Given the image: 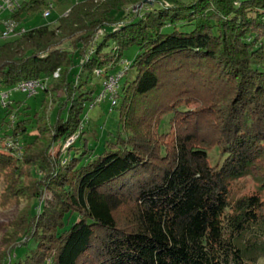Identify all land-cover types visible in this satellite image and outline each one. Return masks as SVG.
I'll return each mask as SVG.
<instances>
[{"label": "trees", "instance_id": "16d2710c", "mask_svg": "<svg viewBox=\"0 0 264 264\" xmlns=\"http://www.w3.org/2000/svg\"><path fill=\"white\" fill-rule=\"evenodd\" d=\"M48 2L24 1L12 18L21 24ZM131 47L138 52L124 73L134 69L136 76L118 92L121 126L114 140L91 158L87 149L77 156L73 145L62 152L93 99L88 84L107 77ZM205 66L228 90L180 127L182 106L160 103L158 95L170 78L191 92ZM48 77L54 82L44 94L61 88L63 98L53 121L42 111L47 96L31 116L11 103L4 107L11 133L0 137V172L12 168L17 178L27 169L36 204L28 206L0 264H256L264 258V199L231 195L243 177L264 191V0L77 2L55 24L0 43V89ZM32 124L35 136L12 153L2 150L8 138L28 139Z\"/></svg>", "mask_w": 264, "mask_h": 264}, {"label": "rangeland", "instance_id": "374dc122", "mask_svg": "<svg viewBox=\"0 0 264 264\" xmlns=\"http://www.w3.org/2000/svg\"><path fill=\"white\" fill-rule=\"evenodd\" d=\"M81 1L84 0H49L48 4L52 5L50 16L48 18H43L42 13L47 10L48 6L43 7L42 10L37 13L24 16L23 26H51L55 24L61 16L65 15L73 4ZM1 16L2 14L0 17ZM108 30H111V28ZM1 42L2 41H0V43ZM137 52V47H131L125 50L122 60L109 71L107 77L101 76L99 78H94L88 84V88L92 91L93 99L86 103L81 116V128L79 127V130L73 134L74 136L77 135V138L79 137L78 139L75 137V142L72 144V152H77V156L83 153L85 149L88 150L85 154L86 158L89 156L91 158L92 155H100L105 150L106 142L114 140L117 131L120 129L121 123L118 110L119 104L112 105L111 99L116 96L117 100L118 92L120 95L122 94L123 84L131 81L136 76L134 69H130L126 74L124 71L126 72V70H128L129 63L132 62ZM199 68L200 67L197 69ZM99 73L100 72H97V74ZM195 76L196 81H194L191 86V88H194L191 92H185L186 89L173 86L170 78V80L165 82L167 85L164 91L158 95L160 103L171 100V102L182 106L183 112L177 115L178 118L176 119L180 127H183V121H186L187 117L189 118L192 116L191 118L194 120L193 114L195 115L197 111L204 110L210 105L213 98L219 95L222 97L223 93H226L228 90V84L226 82L222 83L218 72L211 67L208 70L205 66L201 74L197 70ZM54 77H58V71L54 73ZM39 82L41 87L38 88L36 94L33 96H28V94L17 90L15 87L1 88L0 93H8V99H6L5 102L11 103L14 110L20 108V111L23 112V110L26 109L24 111L29 113L30 116L39 111L40 105H42L47 96L49 100L44 103L42 111L49 117V121H53L58 106L61 105L63 101L62 90L61 88H56V90L44 94L43 90H45L46 86L53 85V78L48 77ZM181 91L183 92L181 93ZM189 93H191L190 96ZM215 100L218 102L216 98ZM17 103L19 106H17ZM65 115V111L61 112L62 117H65ZM204 115L206 116L207 114ZM196 118L201 121L202 116H196L195 119ZM3 120L5 124H2ZM8 121L9 117L5 116L4 107L0 104V137H2L5 132H7V134L11 133L8 129L9 126L6 125ZM177 122L176 125L173 124L174 129L177 127ZM194 122H196V120ZM79 131H82V134L79 133ZM28 132L29 137L26 140L20 137H18L19 140L15 138V141H12L10 138L4 140L1 144L2 150L5 151V143H11V146H9L10 149L5 152H9L10 150L15 151L18 147L25 144V141L35 136L37 131L34 128V124L28 127ZM204 134L208 135V137H212L210 136L211 130L209 129H206ZM67 141L68 140L65 141L64 145ZM72 145L64 148L65 152L68 151ZM56 148V145L52 148V155L56 153ZM210 158L213 163L218 160V151H211ZM26 170L27 169L22 170V176L17 178L12 175V168H5L0 172V255L11 248L14 237L21 233V219L26 213L28 206H30L31 203L36 204L35 201H30V187L33 180L32 177H29L28 171ZM255 193H259L261 199H264V191L259 189V184L252 177L240 178L232 185L231 195L233 198L249 196ZM17 253L20 255L22 251L20 252V250H17ZM256 264H264V258H260Z\"/></svg>", "mask_w": 264, "mask_h": 264}, {"label": "built area", "instance_id": "2783aa9c", "mask_svg": "<svg viewBox=\"0 0 264 264\" xmlns=\"http://www.w3.org/2000/svg\"><path fill=\"white\" fill-rule=\"evenodd\" d=\"M24 1H28V0H0V15L3 13L6 14L5 17L3 18L0 17V41L16 37L27 31L12 18V15L15 14L20 9L21 4ZM51 8L52 5L49 4L47 10H45L42 13L43 18H48L50 16ZM39 87L41 86L38 80L22 81L15 86L17 90L28 94V96L35 95ZM6 99H8V93H4V94L0 93V104H2L3 107L9 104L5 102ZM111 101H112V105H116L117 103L116 96L113 97ZM10 120L14 121L15 117L12 115L10 117ZM75 137L77 139V135L76 136L73 135L72 137L67 139L68 141L62 147V152L65 151L64 148L68 147L69 145H72L75 142L74 141ZM9 146H11V143L8 144L5 143L4 150L8 151L10 149Z\"/></svg>", "mask_w": 264, "mask_h": 264}, {"label": "crops", "instance_id": "0c3cea01", "mask_svg": "<svg viewBox=\"0 0 264 264\" xmlns=\"http://www.w3.org/2000/svg\"><path fill=\"white\" fill-rule=\"evenodd\" d=\"M5 16H6V14L3 13L2 16H1V18H2V17H5ZM19 25H20L21 27H23V28H24L25 30H27V31H28V30H31V29H33V28H35L34 26H31V27H30V26L28 27L27 25H26V26H23V25H24L23 22H22L21 24H19Z\"/></svg>", "mask_w": 264, "mask_h": 264}, {"label": "water", "instance_id": "95a60500", "mask_svg": "<svg viewBox=\"0 0 264 264\" xmlns=\"http://www.w3.org/2000/svg\"><path fill=\"white\" fill-rule=\"evenodd\" d=\"M141 8V6H137V7H135L134 9L136 10V9H140Z\"/></svg>", "mask_w": 264, "mask_h": 264}]
</instances>
